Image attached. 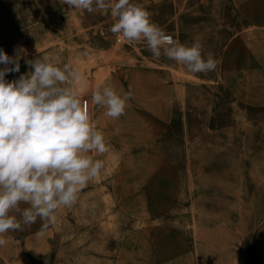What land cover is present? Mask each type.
Masks as SVG:
<instances>
[{"label": "rangeland", "instance_id": "1", "mask_svg": "<svg viewBox=\"0 0 264 264\" xmlns=\"http://www.w3.org/2000/svg\"><path fill=\"white\" fill-rule=\"evenodd\" d=\"M159 9L160 28L180 44L199 42L216 58L215 71L192 74L163 54L155 58L146 42L117 40L109 30L114 19L94 12L32 28L27 58L47 56L81 71L84 80L75 87L89 101L107 151L92 153L104 162L100 175L72 207L57 210L43 235L39 221L7 234L0 264H170V228L185 242L175 253L187 252L193 264H233L247 232L258 236L264 19L242 28L200 27L197 11L180 12L189 25L169 27L167 4ZM20 65L6 79L30 70L23 59ZM105 84L133 94L119 119L92 101Z\"/></svg>", "mask_w": 264, "mask_h": 264}, {"label": "clouds", "instance_id": "2", "mask_svg": "<svg viewBox=\"0 0 264 264\" xmlns=\"http://www.w3.org/2000/svg\"><path fill=\"white\" fill-rule=\"evenodd\" d=\"M70 9L107 12L114 19L110 32L129 44L146 42L155 58L163 54L192 74L215 71L217 60L203 46L176 42L132 0H62ZM38 53V49H37ZM23 46L9 56L0 49V246L9 233L30 229L38 221L43 235L60 208L72 207L80 191L96 179L104 162L92 153L107 151L104 134L91 123L87 102L76 83L81 71L70 63L57 66L49 57L28 59ZM30 69L20 72V61ZM133 98L105 84L92 93L104 115L119 119Z\"/></svg>", "mask_w": 264, "mask_h": 264}, {"label": "crops", "instance_id": "3", "mask_svg": "<svg viewBox=\"0 0 264 264\" xmlns=\"http://www.w3.org/2000/svg\"><path fill=\"white\" fill-rule=\"evenodd\" d=\"M132 2L142 5L150 13L152 21L159 26L163 25L157 22L160 19L159 5L163 3L167 4L166 25L169 27L189 25L183 22L185 18L181 17L183 14H179L180 12L197 11L200 27L242 28L258 23L255 19H264V0H132ZM82 12L86 11L70 9L62 0H0V49L11 56L16 46H23L30 57L32 28L61 26L64 20L77 17ZM93 14L106 16L104 20L110 19L107 12ZM16 36L23 37L18 39ZM183 239L182 235L176 233V229L170 228V264H193L187 252L181 255L175 253L176 245L185 246ZM233 264H264V223L258 236H255L254 231L247 232L242 244L236 247Z\"/></svg>", "mask_w": 264, "mask_h": 264}, {"label": "built area", "instance_id": "4", "mask_svg": "<svg viewBox=\"0 0 264 264\" xmlns=\"http://www.w3.org/2000/svg\"><path fill=\"white\" fill-rule=\"evenodd\" d=\"M85 101L87 102V108H88L89 116H90L89 101L88 100H85Z\"/></svg>", "mask_w": 264, "mask_h": 264}]
</instances>
